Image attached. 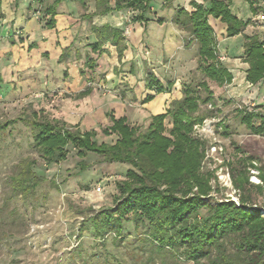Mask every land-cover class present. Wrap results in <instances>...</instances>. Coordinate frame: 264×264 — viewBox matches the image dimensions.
<instances>
[{
    "label": "trees",
    "instance_id": "16d2710c",
    "mask_svg": "<svg viewBox=\"0 0 264 264\" xmlns=\"http://www.w3.org/2000/svg\"><path fill=\"white\" fill-rule=\"evenodd\" d=\"M39 7V13L48 17L45 28L55 27L54 17L57 7L63 0H33ZM155 0H94L95 10L91 14H82L81 20L91 23L94 16H104L112 12L129 10L134 14L132 23H146V14ZM161 7L173 9L170 22L184 32L189 43L197 44V70L218 87L229 85L232 75L219 60L217 40L208 23L209 18L218 19L225 24V38L238 35L243 37V62L247 64L245 81L251 86L264 80V25L262 33L247 35L244 30L251 23L235 17L230 6L232 0H202V3L190 1L188 11L182 6L173 8L175 0H160ZM252 16L264 14L260 3L264 0H243ZM1 6V1H0ZM86 5L82 3V8ZM30 5L28 10H30ZM162 24V19H156ZM257 23V21H256ZM90 32L96 42L88 46L92 53L101 55L103 46L109 44L117 52L118 59L126 50L124 31L107 24L100 27L90 25ZM36 45H31L33 47ZM69 48L63 50L58 62L69 57ZM46 54H43L45 56ZM84 67L93 70L95 62L85 57ZM83 75V71H79ZM64 76L67 72L64 71ZM2 78L0 76V83ZM172 83L163 86L154 75H147L146 89L153 93H168ZM92 89L76 94L82 99ZM203 94V95H202ZM153 97L147 95L143 102ZM213 103V92L207 83L197 86H184L182 97L172 100L163 114L150 117L144 130L130 125L126 118H115L107 114L109 125L101 132L104 136H115L112 144L97 143L96 131L81 132L63 120L56 118H17L0 126V131L8 125L22 123L30 128L35 152L45 165L59 164L67 158V146L76 151L83 171V159L87 153L98 156L105 163L125 164L130 167L125 178L116 185L118 193L114 197V207L102 209L89 218V230L93 240L103 243L112 236L117 243L126 236L124 223L133 224L136 247L152 255L161 262L166 259L172 264L180 262L190 264H264V212L252 206L251 188L264 196V175H260L261 186L248 182V169L254 167L251 158L243 170L231 167L233 184L239 190L240 201H215L207 197L209 175L201 172L205 142L192 137V128L210 117L209 112L199 113L200 105ZM240 122L252 135L264 137V112L245 109L237 110ZM171 120L172 127L166 136L163 121ZM230 164L229 166H231ZM34 162L28 158L19 161L13 175L9 178V187L13 197L27 199L34 194L42 181L33 171ZM53 187L57 188L53 183ZM131 235L128 234L127 237ZM151 256V257H150Z\"/></svg>",
    "mask_w": 264,
    "mask_h": 264
},
{
    "label": "rangeland",
    "instance_id": "374dc122",
    "mask_svg": "<svg viewBox=\"0 0 264 264\" xmlns=\"http://www.w3.org/2000/svg\"><path fill=\"white\" fill-rule=\"evenodd\" d=\"M12 1L11 11L20 4L18 0ZM52 1L47 0L46 4ZM76 1L78 13L82 15L87 12L86 8H82V3L87 6L94 0ZM62 4L66 10H75V0H63ZM25 8L28 13L24 20L32 18L28 29L24 21L20 26H10L8 22L0 25V28L6 27L7 30L6 36L0 35V74H3L7 81L0 83V126L19 117L33 119V113L41 118H58L65 99H74L72 96L75 86L63 92L56 89V82L60 83L64 73V65L58 62L64 49L55 57L58 47L42 44V31H50L44 26L48 17L38 12V4L34 1L33 4H26ZM22 11L18 9V12ZM125 12L127 13L114 15L117 18L115 23L131 21L133 13L129 10ZM154 16L155 14L151 16V22H154ZM161 16L160 18H163V15ZM248 20L251 23L244 30V34L260 35L262 29L258 22L256 23V17L252 16ZM34 22L36 25H32ZM39 44L41 45L38 46ZM31 45L36 46L30 47ZM183 45L179 39L176 54L180 53ZM141 46L138 53L139 65L147 67L151 72L152 54L144 43ZM227 51L229 53V50ZM190 56L193 57L192 54ZM79 57L81 62H77L76 67L72 65L68 68L69 75L64 78L74 76L75 68H83L89 79L85 78V75L83 78L90 82L92 80V87L97 88L96 77L90 75L96 65L93 70H89L84 67L83 54ZM227 58L239 64L243 55H227ZM71 62L74 63V60ZM158 65L160 66L159 63ZM165 68L168 71L160 75L165 83L179 80L182 82V89L187 85L207 83L213 92V103L201 104L199 110L200 114L209 112L210 117L192 128V137L205 142L201 172L204 176L209 175L210 190L207 197L203 198H211L212 202L229 200L238 206L241 192L233 184L231 167L242 171L243 160H246L247 165L248 158H251L254 167L248 169V182L261 186L260 175H264V137L252 135L240 122L237 110L264 112V96L259 95L260 91H264V80L258 87L259 92L257 86H249V89L255 90L247 97L246 93L231 94V87L228 85L218 87L199 70L184 77L177 75L178 70L175 68ZM98 100L93 99L91 107L96 109L97 106L94 105H98L103 111L112 113L102 107L107 100L102 101V104L101 100ZM74 101L76 100L67 103L69 106L64 109L80 110V106L74 105ZM140 105L126 106L139 109ZM107 119L104 115L95 114L86 120L82 128L79 124L69 125L75 126L81 132L93 129L97 133V143L112 144L115 136L106 137L101 132L109 125L104 123ZM148 123L149 121H133L129 124L144 130ZM163 126L166 130L164 134L168 136L167 132L172 127L171 120L166 118ZM66 150L68 155L64 162L45 165L34 150L30 128L18 122L0 131V264H172L168 259L161 262L157 255H152L151 261L148 259V252H142L135 246L137 238L134 237L132 223H124L126 238L123 242L117 243L118 240L112 236L106 237L103 243L93 240L88 227L89 218L102 209L114 207V197L118 193L116 185L124 180L130 167L125 164L105 163L98 156L87 153L82 162L85 169L81 171L76 151L70 145ZM24 158L34 162L33 171L42 180L34 194L27 199L13 197L9 187V178L13 175L16 164ZM230 164L232 165L229 166ZM53 183L57 188L53 187ZM256 191L251 188L252 206L264 212V196ZM128 234L131 236L127 237Z\"/></svg>",
    "mask_w": 264,
    "mask_h": 264
},
{
    "label": "crops",
    "instance_id": "0c3cea01",
    "mask_svg": "<svg viewBox=\"0 0 264 264\" xmlns=\"http://www.w3.org/2000/svg\"><path fill=\"white\" fill-rule=\"evenodd\" d=\"M0 1V15H2L0 25L8 22L10 26H14V24L20 26L24 21L27 23L28 29L29 22L32 23V18L28 21L24 20L28 13L25 5L30 3L33 4V0H21V2L18 0L17 2L20 4L14 8L13 11L10 9L13 2L12 0ZM190 1L202 3V0H175L173 2V8L182 6L188 11H191V8L188 6ZM62 5L63 4L61 3L60 7L57 8V15L54 17V29L47 32L42 31L43 36H41V38L42 41L44 40V43L42 44H46V46L50 45V47H52V45L58 47V50L55 52V57L58 55V52H61V50L69 48V57L62 62L64 65V71H66L68 75V68L72 65L76 67L75 64L81 62L79 55L83 54L84 62L86 56L94 60L96 68L93 71H90L93 72L90 75L96 77L97 88H100L98 90L97 88L92 87V80L91 82L87 81L89 77L84 73L85 70L83 68H81L83 75L79 74V68H75L74 76H68L69 79H67L68 77L64 78V75L62 74L60 83L58 81V83L56 82V89L60 90V92L68 91L73 86H75L76 89L73 92L74 95L72 97L87 88H91L92 91L88 96L82 99L74 98L76 100L74 101L76 102L74 105L77 107L80 106V110L78 111L64 109L69 106L67 103L74 100L70 98L65 99L66 102L63 105L64 107L60 109V112L58 113L59 116L56 119L63 120L67 124H79L81 128L83 124L86 123V120L94 117L95 114H101L105 117L107 114H112L115 118L124 117L129 123L133 121L134 123L148 122L150 117L163 114L172 100H178L182 97V82L179 80L168 81L172 83V87L168 93L155 95L153 91L146 89V77L149 74L154 75L163 86H166L168 82L165 83L160 77L161 74H164L163 72L168 71L165 70V67H168V69H177L178 72L176 74L184 77L197 73V44L194 42L189 43L188 36L170 22L173 15V9H165L161 7L160 0H155L153 1L152 6H150L149 13L145 16L148 20L146 23H132L131 21L123 24H118L117 21L115 23L117 18L114 15H122L127 13L125 12L127 10L112 12L104 16H94L90 23L84 20H79L81 19V13H78L79 7L76 0L74 11L66 10ZM85 8L87 9V12H85L86 14L93 13L95 10L94 1L90 2ZM18 9H22L23 11L18 12ZM165 10L167 11L166 14ZM230 10L235 17L243 21L252 17L249 5L243 0H232ZM153 14H155L154 18H152L154 22H151V16ZM161 15H163V18L165 19L162 24H157L155 22L156 19L163 20V18H160L162 17ZM208 23L215 34L219 60L223 64L226 61L227 55L235 57L242 53L243 37L241 35L232 38H225V24L221 23L218 19H213L211 17L209 18ZM105 24L124 31L126 50L123 52L121 59H118L116 49L109 44L103 46L104 52L101 55L92 53L88 48L89 45L94 44L97 41L95 35L89 30L90 25L100 27ZM120 24H122V26H119ZM32 25H36L35 22ZM125 31H127V34H125ZM6 34V27L0 28V35L6 36ZM179 39L184 45L182 46L180 53L176 54L175 52L178 48ZM143 43L152 54L151 72L147 67L143 68L139 65L138 53ZM40 45L41 44L38 46ZM227 50H229V53ZM191 54L193 57L190 56ZM71 60H74V63L71 62ZM239 62L240 63L238 64L227 58V62L225 63H228V66L224 64L232 75V82L228 85L231 87L230 93L234 95L246 93V96L250 97L252 94L250 95L249 93L254 91L255 88H248L249 86L251 87V85L245 81L247 64L244 63L243 60H240ZM2 75L3 74H0L2 81L4 83L7 82ZM84 75L85 78H87L86 80L83 78ZM260 83L261 82L254 86H257L256 88L258 89ZM259 90L260 89H258V92ZM147 95H151L153 98L148 102H143ZM259 95L264 96V91H260ZM93 99H100L101 104L102 101L107 100L102 107L109 109L112 113H107L106 110L103 111L98 105H94L97 106L96 109L93 108V106L91 107L90 103ZM77 102H80V104ZM131 104H141V107L139 109L133 107L127 108L126 105L131 106ZM104 123L108 124V119L107 121L104 120Z\"/></svg>",
    "mask_w": 264,
    "mask_h": 264
},
{
    "label": "built area",
    "instance_id": "2783aa9c",
    "mask_svg": "<svg viewBox=\"0 0 264 264\" xmlns=\"http://www.w3.org/2000/svg\"><path fill=\"white\" fill-rule=\"evenodd\" d=\"M260 5L264 8V1H261ZM256 21L258 22V24L264 25V14H259L258 16H256ZM125 34H127V31H125ZM98 190L100 189L98 188Z\"/></svg>",
    "mask_w": 264,
    "mask_h": 264
}]
</instances>
